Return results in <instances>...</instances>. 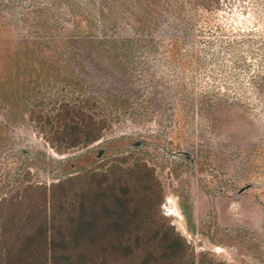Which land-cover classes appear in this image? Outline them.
I'll return each instance as SVG.
<instances>
[{
    "label": "rangeland",
    "instance_id": "1",
    "mask_svg": "<svg viewBox=\"0 0 264 264\" xmlns=\"http://www.w3.org/2000/svg\"><path fill=\"white\" fill-rule=\"evenodd\" d=\"M183 28L234 47L202 72L167 52ZM65 109L102 137L60 146ZM115 160L154 171L196 264H264V0H0V203Z\"/></svg>",
    "mask_w": 264,
    "mask_h": 264
},
{
    "label": "trees",
    "instance_id": "2",
    "mask_svg": "<svg viewBox=\"0 0 264 264\" xmlns=\"http://www.w3.org/2000/svg\"><path fill=\"white\" fill-rule=\"evenodd\" d=\"M183 29L169 35L167 52L178 51L202 72L219 67L217 54L234 47L205 49V31ZM189 82L182 74L180 85ZM71 114L77 119L68 120ZM63 120L56 138L67 150L97 142L106 122L81 109H65ZM160 198L154 171L140 163L123 167L122 160L50 187H26L0 203V264H196L186 240L157 212Z\"/></svg>",
    "mask_w": 264,
    "mask_h": 264
},
{
    "label": "flooded vegetation",
    "instance_id": "3",
    "mask_svg": "<svg viewBox=\"0 0 264 264\" xmlns=\"http://www.w3.org/2000/svg\"><path fill=\"white\" fill-rule=\"evenodd\" d=\"M179 154L185 156L188 160H192V159H193V156H191V154L188 153V152L183 151V152H180ZM249 188H250V187L243 188V189L239 192V194H242L244 191H246V190L249 189Z\"/></svg>",
    "mask_w": 264,
    "mask_h": 264
}]
</instances>
